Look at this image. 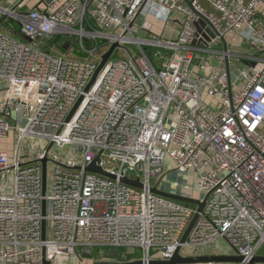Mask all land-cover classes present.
Masks as SVG:
<instances>
[{
  "label": "built area",
  "instance_id": "obj_1",
  "mask_svg": "<svg viewBox=\"0 0 264 264\" xmlns=\"http://www.w3.org/2000/svg\"><path fill=\"white\" fill-rule=\"evenodd\" d=\"M209 1L216 13L197 0L194 8L183 0H42L30 9L25 0L13 7L0 0V19L17 23L16 36L0 23V263L67 264L89 254L93 262L130 257L150 264L172 258L179 247L206 249L220 240L231 252L226 255L243 257L236 264L259 254L264 0ZM175 12L183 15L176 39L135 34L151 31L148 21L138 23L141 17L168 21ZM201 18L215 35L199 34ZM234 31L253 54L212 46ZM60 35L75 37L66 39L79 53L66 44L58 51L42 47L55 46ZM116 42L127 58L112 55L90 85ZM149 47L165 51V66H157ZM202 52L216 58L197 73L193 66ZM234 59L243 66L235 67ZM206 97L220 99L219 105L208 107ZM172 111L178 122L171 127ZM12 133L18 141L7 148L2 141ZM36 139L40 146H25ZM168 158L179 174L194 171L195 188L207 196L186 242L197 208L153 191L163 190ZM94 162L108 174L88 170ZM95 250L107 258H94Z\"/></svg>",
  "mask_w": 264,
  "mask_h": 264
},
{
  "label": "crops",
  "instance_id": "obj_2",
  "mask_svg": "<svg viewBox=\"0 0 264 264\" xmlns=\"http://www.w3.org/2000/svg\"><path fill=\"white\" fill-rule=\"evenodd\" d=\"M19 1L20 0H6L5 6L13 7ZM41 1L42 0H25L24 9H30L34 6H37L38 4L41 3ZM187 1L188 0H183V2L188 5ZM189 1H191V0H189ZM197 1L200 4V6L202 7V9L205 10L207 13H216L217 12L209 0H197ZM244 1L248 2L250 0H244ZM182 19H183V15L181 13H178V12L173 13L171 18L168 21L161 20L160 18L154 16L153 14H149L146 17H141L138 20V23L141 24L146 20L152 25L151 31H146V30L142 29L145 31L146 35H144V36H146V37L156 36V37H161L163 39H176L178 34H179V31L182 27ZM207 26H208V23L203 18H201L196 23V27H197L199 34L202 33L203 31L210 34V32L207 30ZM233 40H236V42L233 43ZM227 42L233 51L243 52V53H247V54H253L254 53V49L252 48L250 43L246 39H244V37H242L240 31L231 32L227 36ZM212 46L216 49H223V50L225 49L223 41L213 43ZM215 58H216V56L212 53L202 52L197 57L198 62L193 66V69L197 73L198 72L205 73V72H207V70L205 69V64L207 62H214ZM233 62L236 64L235 67H237V66L242 67L243 66L242 63H239L236 59H234ZM168 167H169V170L166 172L164 179H163L162 186H161L164 191L182 194V195L184 194L185 196H189V197H193V198L201 199V200L205 198V194L201 191H198L195 188V184L193 185L190 181L187 183L188 187H185V186L174 187L173 186L174 181L180 182V180H184L185 178H187L188 180L190 178H192V176L195 175L194 171H190L189 173L185 174V177H184V175L179 174L178 171H176L172 167V163H169ZM170 173H171V175L169 176V179L166 181V176ZM196 190L198 191V193H195ZM187 204L194 205V204H190V203H187ZM193 207L197 208L196 205H194ZM182 253L184 255H205V254H216V253H218V251L214 250V249H210V248L209 249L206 248L203 251H193V249H185L182 251ZM259 254L264 255V252L260 253V251H259ZM80 262H82V260H80ZM0 264H14V263H0ZM18 264H26V263H18ZM199 264H201V263H199ZM258 264H264V263H258Z\"/></svg>",
  "mask_w": 264,
  "mask_h": 264
},
{
  "label": "water",
  "instance_id": "obj_3",
  "mask_svg": "<svg viewBox=\"0 0 264 264\" xmlns=\"http://www.w3.org/2000/svg\"><path fill=\"white\" fill-rule=\"evenodd\" d=\"M52 0H47V2H51ZM195 0H191V1H187L188 5L191 8H194L193 3ZM6 17H3L0 19V23L5 21ZM12 21V19H11ZM212 30V28H211ZM212 35H215L214 31L212 30ZM69 41L74 42L76 41L75 37H66ZM223 44H224V48L225 50H228V42L226 38H222ZM120 45L119 43H113L109 49L103 54L102 56V61L100 63V65L98 66L93 79L90 83V85L93 83V81L95 80L97 74L99 73V71L103 68V66L106 64V62L110 59V57L113 55L115 49L119 48ZM248 64H250L251 66H254V63L249 62ZM227 71H228V76H229V82L231 81V69H230V64L227 60ZM89 85V86H90ZM43 178H44V184L46 187V181H47V159H44L43 161ZM88 170L90 171H96V172H101L104 174H108L107 172H105L101 167L97 166L96 163H92L89 167ZM125 181L129 182V183H133L136 185L141 186V184L139 182H133V181H129L128 179H124ZM153 191L166 196L168 198H172V199H176L185 203H190V204H194L197 206V211L194 214L192 220L190 221L183 237H182V242H186L195 222L197 221L200 212L203 211V208L206 204V199L207 196L204 199H196L193 197H189V196H185L182 194H177V193H172V192H168V191H164L159 189L158 187H154ZM44 210H45V206H44ZM46 228V222H44V230ZM45 237V231H44V235ZM85 256L87 258H91V256L89 254H85ZM117 253L115 250L111 251L110 253V257L111 258H116ZM131 258L129 257V260L126 262H116V261H112V260H103V261H94V264H142V260H130ZM243 260V257L240 255H226V254H205V255H184L182 253V249L181 247H179L174 255L172 256V258L170 259H163V260H152L150 264H203V263H209V262H216V263H222V262H232V263H239ZM258 263H264V255H256L254 256L251 261L248 264H258ZM43 264H50L49 261L44 260Z\"/></svg>",
  "mask_w": 264,
  "mask_h": 264
},
{
  "label": "rangeland",
  "instance_id": "obj_4",
  "mask_svg": "<svg viewBox=\"0 0 264 264\" xmlns=\"http://www.w3.org/2000/svg\"><path fill=\"white\" fill-rule=\"evenodd\" d=\"M16 27H17V23L11 22L10 20H6V21L2 22L1 30L4 33H6V34H9V35H12V36H16L17 35L16 34V30H15ZM207 30L210 33L212 31L210 29V27H208ZM135 34L137 36H139V37H143L144 35H146L145 31L142 30V29H137ZM144 37H146V36H144ZM54 39L56 40V44H55L56 47L53 46V45L48 46L47 43H43L42 47L47 48V49H51L52 51H58V50H61V49L63 50V48H67V46L63 47L66 44V45H70V47H72V52L75 50L74 51L75 54L79 53L78 45L69 42L64 36H62V35L56 36ZM40 42H41V40H40ZM127 46L131 47V48H134V46L131 45V44H129ZM149 50H150V52L152 54L153 59L158 64L157 66L158 67L165 66L163 64L165 62V60H164L165 51L162 50L161 48H157V47H149ZM122 58H127V53H126V50L124 48H118L115 51V53L113 54V56L111 57L112 60H117V59H122ZM197 60L198 59L195 60V63L198 62ZM233 76L235 77V74ZM204 100H205L206 104L208 105V107H210V108H214V107L218 106L219 103H220V99H218V98H212L211 99V98L206 97V98H204ZM177 122H178L177 113H176V111H172L170 113V115H169V123H168V125L172 127V126L176 125ZM17 141H18V136L14 135V133H12L9 139L2 141V145L7 147V148L14 147L17 144ZM30 144L31 145H35V146H40L41 145L39 140H37V139L34 141V143L31 140H29L25 144V146H27V145L29 146ZM25 148H27V147H25ZM54 150L57 151L55 148H54ZM23 153H26V149L23 150ZM61 154H63V153H61ZM169 163H171V160L168 158L167 161H166V164L168 165ZM170 175H171V173L166 176V181L169 179ZM184 177H185V175H184ZM158 180L159 179L154 178L153 179V184H156L158 182ZM187 180L188 179L185 178L184 180H180V182L183 184V183H188L190 181L194 185L195 182H196V173H195V175L192 176V178H190L188 181ZM52 182H53L52 170L49 169V172H48V183H49L50 186L52 185ZM198 191L196 190L195 193H198ZM190 206H194V205H190ZM209 248L217 250L221 254H230L231 253L224 240H220V241H217V242L209 245L208 249ZM203 250L204 249H200V248L193 249V251H203ZM263 252H264V245L260 249V253H263ZM93 257L94 258H98V259L99 258H101V259H106L107 258L105 255L100 254V252L98 250L93 251ZM67 264H94V262H93L92 258H85V260L83 259L82 262H80L79 259L72 258V260L70 262H68ZM203 264H208V263H203ZM221 264H236V263L222 262Z\"/></svg>",
  "mask_w": 264,
  "mask_h": 264
},
{
  "label": "trees",
  "instance_id": "obj_5",
  "mask_svg": "<svg viewBox=\"0 0 264 264\" xmlns=\"http://www.w3.org/2000/svg\"><path fill=\"white\" fill-rule=\"evenodd\" d=\"M132 256H133V257H137V256H138V254H133Z\"/></svg>",
  "mask_w": 264,
  "mask_h": 264
}]
</instances>
